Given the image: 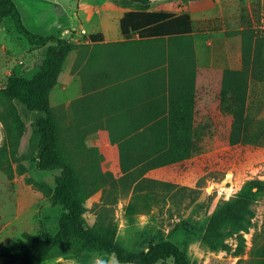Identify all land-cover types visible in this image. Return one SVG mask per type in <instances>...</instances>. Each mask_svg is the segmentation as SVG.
I'll return each mask as SVG.
<instances>
[{
	"label": "rangeland",
	"instance_id": "obj_1",
	"mask_svg": "<svg viewBox=\"0 0 264 264\" xmlns=\"http://www.w3.org/2000/svg\"><path fill=\"white\" fill-rule=\"evenodd\" d=\"M15 1L30 30L35 31L28 22L37 18V12H42V15L51 16L53 22L50 28L57 32L55 35L75 38L78 30L71 27L72 15L62 17L63 7L60 4L36 8L29 0ZM84 1L97 6L88 9L93 17L101 16L102 20L116 14L120 8L134 7L126 0ZM192 1L188 0L182 5V2L170 0H149L148 10L176 15L185 12L192 15L193 12L194 18L195 34L168 40L163 38L159 40L160 43L153 40V44L170 47L174 42H179L188 46L187 50L190 51L195 39H200L199 57L205 64L207 59L212 58V51L206 48L209 38L220 42L224 35L238 36L243 41L244 32L250 30L257 36H264V0H209L190 6ZM73 4L69 6L70 10H75L76 5ZM78 5L85 7L82 2ZM205 17H209L208 20ZM110 27L112 33H120L118 23L113 22ZM35 28V32L49 33L47 28ZM84 28L87 27L79 29L83 34L86 33ZM0 29V89H4L9 77L20 75L19 69L31 64V57L42 63L47 47L30 44L9 17L3 20ZM192 55L196 63V51ZM231 58L235 65L236 57ZM215 62L222 67V55L215 54ZM68 64L65 63L62 69L59 84L67 78L64 69L68 68ZM227 70L230 69L217 68L209 72L199 69L198 83H192V89L197 87L193 92L185 85L181 93L169 97L145 96L146 99L161 98L169 102L170 110L161 118L167 122L166 127L170 128L173 120L177 123L176 129L188 131L193 140L192 143L167 144L163 149H153L135 140L128 146L129 154L125 156L123 172L118 170V157L114 159V146L102 141V135L110 132V127L122 126L123 123L113 119L119 116L118 113L102 111L97 103L143 97L120 95L114 89L105 91L107 93H92L91 99L82 101L72 110L67 105L55 107L68 156L83 167L86 178L98 179L103 186L86 202L89 215L85 218L89 226L95 224L98 214L102 212L117 227L116 241L129 251L145 249L151 242L167 238L182 248L190 264H237L240 257L234 255V250L213 251L203 242V237L211 216L220 204L237 194L258 191L255 183L264 182V163L246 169L247 177L239 185L234 167L230 166L225 174L216 176H211V172L205 168L213 164L211 160H215L208 156L231 146L248 144L264 147V81L257 80L250 70H244L243 51L242 66L231 69L239 72L229 73ZM38 72L39 67H36L25 76L32 78ZM87 76L92 85L96 83L95 69H90ZM60 86H56L53 94L55 100H59ZM16 106L26 125L19 145V161L10 152L8 128L2 120L6 108L0 94V147L9 143L7 158L2 160L3 167H0V264H20L12 262L8 256L27 249L28 234L53 238L64 213V208L53 200L59 172L39 170L35 162L39 151L36 122L42 114L29 112L19 103ZM182 158L185 160L177 167H173L175 164L168 165ZM181 164H184L183 167L178 166ZM20 165L25 167V173ZM131 204L135 206L128 214L127 208ZM252 209L255 216L249 230L243 233L247 240L246 253L242 256L244 259H249L254 241L264 244V192H257ZM228 243L236 249L238 242L236 238H231ZM77 247V242H70L59 249V256L34 264H92L96 256L107 259L105 252L90 249L75 258H67L73 255ZM157 264L175 263L169 259Z\"/></svg>",
	"mask_w": 264,
	"mask_h": 264
},
{
	"label": "trees",
	"instance_id": "obj_2",
	"mask_svg": "<svg viewBox=\"0 0 264 264\" xmlns=\"http://www.w3.org/2000/svg\"><path fill=\"white\" fill-rule=\"evenodd\" d=\"M170 1L186 2L188 0ZM126 2L134 4L136 10L126 12L121 19L120 27L124 35H139L141 39H163L191 36L194 32L193 18L188 12L176 15L165 11H148L149 0H126ZM7 17L12 19L17 31L30 44L46 46L47 50L40 65V71L36 75L32 78L13 75L8 78L6 87L0 89L1 100L6 108V114L2 115V120L8 128L7 141L10 139L11 142L10 147L7 142L0 147V167H3L2 160L7 158L8 147L13 158L19 161V145L24 136L26 125L16 103L23 105L29 112L41 113L42 115L36 122L39 151L35 162L39 170L59 172L56 177L57 185L53 200L64 208V213L59 221V230L53 238L26 235L29 243L27 249L9 255L10 260L20 264L44 262L59 256L61 247L75 241L79 247L74 250L73 255L67 257L69 259L90 249L105 253L115 252L120 264H157L169 259H172L175 264H190L182 248L167 238L151 242L145 249L129 251L116 241L117 227L102 212L98 214L94 225L87 224L86 218L82 217V214L87 212L86 202L103 186L98 179L86 178L83 167L77 165L75 160L68 156L57 108L55 109L51 105L50 97L59 82L64 63L70 53L78 48L85 50L89 45L75 44L64 37L44 35L30 30L24 23L22 12L15 0H0V26ZM88 39L96 43L102 41L103 37L100 33H96L90 34ZM243 68L246 72L250 70L257 80L264 81V36H257L251 30L243 34ZM227 72L239 71L230 69ZM196 89L197 87H193L191 91ZM88 99L91 98L88 97ZM161 101V98L152 100L150 108L152 113L147 119H125L122 118L124 114L118 113L119 116L113 119L118 120L119 123L122 122L123 125L110 127V132L102 135V141H107L110 146H114V159L118 157V170L121 172L125 171L124 160L125 156L129 154L128 146L135 140H140L153 149H163L167 144L192 143L193 138L188 134V131L181 132L176 129L177 123L173 120L169 125L170 128L166 127L167 122L161 118H164L168 111L160 112L158 102ZM81 102L75 101L68 106L72 110ZM208 157L215 159L211 160L212 165L205 168L211 172V176L223 175L231 166L236 169L235 179L239 185L247 177L246 169L249 170L253 166L264 163V147L238 144ZM184 160L185 158H182L168 165L175 164L173 167H177V164ZM183 165L178 166L183 167ZM20 167L21 171L25 173V167L23 165ZM255 187L258 189V193L264 192V182H256ZM257 192L240 193L220 204L211 216L203 237V242L213 251L232 252L234 250V255L240 257L237 264H264V244L260 245L257 240L254 241L249 259L242 258L247 248V240L243 233L249 230L252 218L255 216L252 205ZM134 206L131 204L127 208L128 214L132 213ZM231 238H236L238 242L236 249L228 243Z\"/></svg>",
	"mask_w": 264,
	"mask_h": 264
},
{
	"label": "crops",
	"instance_id": "obj_3",
	"mask_svg": "<svg viewBox=\"0 0 264 264\" xmlns=\"http://www.w3.org/2000/svg\"><path fill=\"white\" fill-rule=\"evenodd\" d=\"M29 1L36 8L45 7L47 4H60L63 7L62 17H66L68 14L72 15L70 20L71 27L78 30L75 36L77 41H75V38L71 39L70 36L67 39L74 40L72 42L75 44L89 45L85 50L81 48L74 50L66 59L65 63L69 62L68 68L64 69V75L67 78L61 84L58 82L57 86H62L61 93L58 96L59 100L53 98L57 87L51 93L50 99L53 107L57 105L68 106L75 101L81 102L86 100V98L89 100L88 97L92 93L97 94L101 91L107 93L105 91L117 89L120 95L140 96L143 98H122L117 102L113 100V102L109 103L106 101L97 103L98 106H102V111L106 112L108 110L109 112L124 114L122 118L130 120L147 119L152 113L150 110L152 100L144 98L145 96L169 97L170 95L181 93L185 85L191 91L192 83H198L199 69L209 72V70L217 68L226 70L238 69L242 66L243 41L238 36L227 37L224 35L220 42L209 38L206 48L208 51H212V58L207 59L208 61L204 64L199 57V46L202 44L200 39L196 38L192 47H190V51H188L189 47L179 42H174L170 47H164V45L153 44V40L160 43L159 40L162 38L141 39L139 35H124L121 27L120 33H112L110 30L112 29L110 27L111 24L115 22L120 26L121 19L125 13L136 10L135 5L128 9L120 8L115 12L116 14L106 16L102 20L101 16L99 18L93 17L88 9L89 7L95 8L97 6L88 4L84 0ZM208 1L194 0L189 4L190 6H197ZM81 2L85 4L84 8L78 5ZM72 4L76 5L75 10L69 9ZM181 4L185 3L182 2ZM151 6H154L152 2ZM148 11L156 10L149 9ZM36 15L37 18L35 20L28 22L33 30L37 31L35 27L39 30L47 28L46 31L52 34L47 32L46 35H55L57 33L50 28L53 22L50 15H42V12H37ZM208 18L205 17L207 20ZM80 27H87L86 29L84 28L85 34L79 31ZM96 33H100L103 40L96 43L91 42L88 39L89 35ZM193 34L195 33L193 32ZM194 51H196V63H194L192 58ZM215 54L222 55L224 61L222 67H220V64H216ZM232 56L236 57L235 65L231 58ZM29 61H32L31 64H28L29 66L24 65L19 69L20 75L25 76L26 73H30L36 67H39L40 71L41 60L36 61L34 57H31ZM90 69H95L97 75L96 83L93 85L90 77L87 76ZM113 92L110 91L109 93ZM158 104L160 112L169 110V102L162 99ZM115 106L117 108H114Z\"/></svg>",
	"mask_w": 264,
	"mask_h": 264
},
{
	"label": "clouds",
	"instance_id": "obj_4",
	"mask_svg": "<svg viewBox=\"0 0 264 264\" xmlns=\"http://www.w3.org/2000/svg\"><path fill=\"white\" fill-rule=\"evenodd\" d=\"M88 215L89 213L85 212L82 214V217H87ZM105 257H107V259L101 258L100 256H96L93 259L92 264H120L115 252L105 253Z\"/></svg>",
	"mask_w": 264,
	"mask_h": 264
}]
</instances>
